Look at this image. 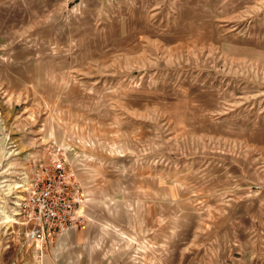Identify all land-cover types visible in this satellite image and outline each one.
I'll use <instances>...</instances> for the list:
<instances>
[{"label": "rangeland", "instance_id": "374dc122", "mask_svg": "<svg viewBox=\"0 0 264 264\" xmlns=\"http://www.w3.org/2000/svg\"><path fill=\"white\" fill-rule=\"evenodd\" d=\"M197 6L207 29L134 63L110 60L107 40L80 29L73 7L48 23L23 14L18 27L0 24V247L18 243L21 264L34 263L13 220L17 202L52 147L65 148L83 185L87 220L47 241L45 264L172 263L178 231L219 223L218 199L233 195L218 188L239 182L220 171L239 163L245 194L263 198L264 240V0ZM223 134L254 135L260 147L243 150ZM259 250L246 260L264 262Z\"/></svg>", "mask_w": 264, "mask_h": 264}, {"label": "crops", "instance_id": "0c3cea01", "mask_svg": "<svg viewBox=\"0 0 264 264\" xmlns=\"http://www.w3.org/2000/svg\"><path fill=\"white\" fill-rule=\"evenodd\" d=\"M70 7L76 9L74 11L77 12L75 15L80 29L95 30L98 36L107 40L105 45L109 47L110 60L116 62H140L150 52H172L183 37H198V30L208 28L201 24L203 18L197 9V0H0V24L12 23L18 27L22 24L23 14H29L30 22L36 18L43 21L46 17L45 22L48 23L50 20L47 15L53 16L55 12L59 13V9L71 11ZM174 9L175 14L173 12L174 16L170 19L169 15H173L171 10ZM5 27L0 25L1 29ZM252 136L246 140L244 135L223 134L222 138L235 142L243 150L247 145L260 147L256 145L259 142L255 140L256 136ZM223 168L221 175L229 176L227 172L233 171L239 180L237 187L233 184L228 186L229 178L218 188L227 195H233L231 198L218 199L217 204L223 206V217L217 220L218 224L206 223L202 230L178 231L175 238L180 240L175 242V249L171 253L175 256L170 264H259V261H248L246 257L259 250V247H264V240L259 236L263 198L245 194L246 165L239 163L237 170L233 167L229 170ZM141 184V200L144 204L149 201V184L144 181ZM179 186V181L167 183L169 191L176 192ZM183 195L171 193V200L182 202L186 200ZM86 237L85 234L83 238ZM231 239L238 249L236 253H231L228 247ZM17 245L14 243L13 247H0V264H21V252Z\"/></svg>", "mask_w": 264, "mask_h": 264}, {"label": "built area", "instance_id": "2783aa9c", "mask_svg": "<svg viewBox=\"0 0 264 264\" xmlns=\"http://www.w3.org/2000/svg\"><path fill=\"white\" fill-rule=\"evenodd\" d=\"M62 148H50L49 160L34 161V172L25 181L14 214L13 220L25 226V254L34 264H45L50 238L87 220L88 197Z\"/></svg>", "mask_w": 264, "mask_h": 264}, {"label": "bare ground", "instance_id": "6f19581e", "mask_svg": "<svg viewBox=\"0 0 264 264\" xmlns=\"http://www.w3.org/2000/svg\"><path fill=\"white\" fill-rule=\"evenodd\" d=\"M22 185H20V187H21Z\"/></svg>", "mask_w": 264, "mask_h": 264}]
</instances>
